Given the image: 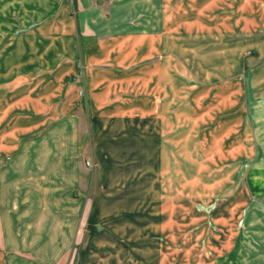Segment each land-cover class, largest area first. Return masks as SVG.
<instances>
[{"label": "rangeland", "instance_id": "rangeland-1", "mask_svg": "<svg viewBox=\"0 0 264 264\" xmlns=\"http://www.w3.org/2000/svg\"><path fill=\"white\" fill-rule=\"evenodd\" d=\"M115 1L0 0V264H32L9 235L60 157L97 234L120 232L102 263L264 264V6L147 0L112 21ZM68 78L82 101L57 117Z\"/></svg>", "mask_w": 264, "mask_h": 264}, {"label": "crops", "instance_id": "crops-1", "mask_svg": "<svg viewBox=\"0 0 264 264\" xmlns=\"http://www.w3.org/2000/svg\"><path fill=\"white\" fill-rule=\"evenodd\" d=\"M90 1L93 2L94 0ZM252 1H256L260 6H264V0ZM115 2L116 3L112 2L114 6L111 4L112 6L108 9L112 21H119L120 16L116 15L118 14L117 11L125 13L130 12L131 15L136 11V13H140V9H138L136 5H140V3L146 5L147 0H120ZM72 3L73 6L76 7L78 0H73ZM144 10L146 11V8H144ZM91 11L95 14L96 11H99V8L92 5ZM87 16L88 19L93 18L91 13L82 15L84 19ZM239 16L241 17L242 14H239ZM82 17L78 19L77 26L81 24L80 21H82ZM105 35L110 36L108 33H105ZM131 36L134 37L137 36V34H131ZM112 37L116 36L112 34ZM70 73L69 76L71 75ZM67 82L68 86L63 85V88L59 87V92L54 93V98L59 100V102H57L58 105L55 106L56 113L53 114L57 115V117L59 115L66 116L68 113L64 112L65 108L68 106L76 107L77 104L82 101V92L80 89L77 90V87H80V83L78 81H72L70 78H68ZM52 98V95L46 96L44 94L43 99L52 100ZM29 144L30 143H28L26 147H22L19 158L23 159V154L28 153ZM65 147L64 145V149ZM53 162L57 163L58 167L56 166L57 168H54V177L48 179L55 180L54 187H43V189L40 190V194H37L35 192L36 190L31 191L32 195L30 196L35 197V199L32 202L30 201L25 208L22 209V214H20L22 221L20 223L21 233H19V238L16 239L17 236L13 232H10L9 236L12 242L29 246L28 248L32 254V261H29L32 264H67L71 247L76 243L80 244L79 252L81 256H79V258L82 261L80 264H106L107 262L102 263L100 259L106 258L102 257L105 256L103 250L107 248V251H110V248L107 246L106 248L102 247L103 243L104 245L112 243L114 245L119 238L117 235H119L120 232L115 226L109 229L108 225L103 226L102 229L104 231L97 234V231H99L97 229L100 228L96 225V217L94 215L97 210L96 208L92 209L90 205L84 206L81 200L82 196L78 193L80 186L85 182L87 177L86 173L82 172L80 174L78 170L75 169V175H70L67 171H70L72 168L68 166L66 157L62 159L61 157L57 158L53 160ZM72 164L73 163H69V165ZM254 173L255 171L252 174ZM68 179H75L77 183L71 184L73 182L69 180L70 183L67 184L66 181ZM259 179L261 180H257V186L264 188V175H260ZM254 181L256 180L254 179ZM258 213H260V211H258ZM258 217L259 215L252 220L254 222L259 220L258 226L261 229L255 226L251 229L253 235L261 241V248L264 249V217ZM125 228L126 227H124V229ZM123 235H128L127 237L124 236V238L128 240L131 238L129 227ZM99 244L101 247H97ZM257 258L259 261H264V251L259 252ZM104 261H106V259Z\"/></svg>", "mask_w": 264, "mask_h": 264}, {"label": "built area", "instance_id": "built-area-1", "mask_svg": "<svg viewBox=\"0 0 264 264\" xmlns=\"http://www.w3.org/2000/svg\"><path fill=\"white\" fill-rule=\"evenodd\" d=\"M87 163H88V164H91V162H90V161H87Z\"/></svg>", "mask_w": 264, "mask_h": 264}, {"label": "bare ground", "instance_id": "bare-ground-1", "mask_svg": "<svg viewBox=\"0 0 264 264\" xmlns=\"http://www.w3.org/2000/svg\"><path fill=\"white\" fill-rule=\"evenodd\" d=\"M31 149V148H30Z\"/></svg>", "mask_w": 264, "mask_h": 264}]
</instances>
